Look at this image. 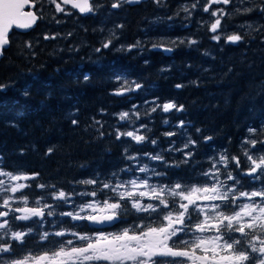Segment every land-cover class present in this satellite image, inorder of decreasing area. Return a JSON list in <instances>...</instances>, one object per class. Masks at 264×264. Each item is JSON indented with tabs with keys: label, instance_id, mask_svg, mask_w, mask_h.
I'll return each instance as SVG.
<instances>
[{
	"label": "trees",
	"instance_id": "obj_1",
	"mask_svg": "<svg viewBox=\"0 0 264 264\" xmlns=\"http://www.w3.org/2000/svg\"><path fill=\"white\" fill-rule=\"evenodd\" d=\"M31 1L39 18L27 30L11 29L9 43L0 55V84L9 85L0 91V165L5 170L39 173V179L30 182V201L51 194L37 188L38 184L56 185L57 190L69 192L80 180L119 171L128 164L123 155L125 147L129 154L164 150L170 163L180 161L182 153H168L167 149L173 142L175 147H182L188 136L198 142L192 149L193 163L170 169L169 175L173 181L184 177L195 182L196 173L209 167V157L225 148L232 155L242 154L240 145L248 130L264 129V16L258 11H243L254 4L258 8L259 0H245L243 4L232 0L230 5L211 6L212 11L222 7L230 13L221 19L218 31L224 36L239 32L244 39L236 44L211 39L208 28L215 17L203 10L207 0H200L199 8L192 10L190 17L183 7H190L194 0H160L159 4L144 0L117 9L111 7L113 0H94L96 8L92 13H79L62 5L71 15L56 12L55 4L49 0ZM113 34L112 45L102 48ZM46 35L54 38L45 39ZM187 39L198 43H172ZM137 41L140 47L128 51L127 46ZM153 44L173 50L164 54L152 49ZM122 47L125 50L118 51ZM97 48L101 51L96 52ZM133 81L143 87L121 96L112 94L125 82L134 87ZM176 84L184 87L177 89ZM154 97L161 104L168 100L183 104L184 111H157L148 117L143 113L152 105L145 106L144 101ZM134 104L141 112L134 127L144 124L151 130H141L139 134L149 137L141 145L128 137L117 141L114 135L113 126L122 132L133 130L127 121L119 122L116 114L130 110ZM93 118L103 123L102 129ZM73 119L78 121L76 125ZM165 119L168 125L163 123ZM181 120L188 125L184 129L175 127ZM197 128L202 132L197 133ZM98 129L104 132L103 137ZM167 132L176 134L168 137L164 135ZM205 136L213 139L205 142ZM151 140H157L158 145ZM49 148L53 149L50 154ZM142 163L156 166V162L146 159ZM159 170L163 171V166ZM242 183L245 187L241 191L252 190L248 178ZM83 190V185L75 188L77 192ZM82 202L76 200L77 204ZM71 210L68 206L57 209ZM124 219L127 224L117 223L103 230L115 233L133 223L128 216ZM18 223L21 227L15 230L33 227L31 222ZM72 223L76 222L64 218L61 227L71 228ZM44 230L58 229L49 223ZM71 230L92 234L96 228L83 221ZM59 239L51 237L39 247L42 242L33 235L16 251L19 255L37 248L43 251L53 248Z\"/></svg>",
	"mask_w": 264,
	"mask_h": 264
},
{
	"label": "snow or ice",
	"instance_id": "obj_2",
	"mask_svg": "<svg viewBox=\"0 0 264 264\" xmlns=\"http://www.w3.org/2000/svg\"><path fill=\"white\" fill-rule=\"evenodd\" d=\"M35 2L39 3V0ZM49 2L55 4L56 12L67 15L73 13L63 7L66 5H71L80 13H92L96 8L94 0ZM139 2L113 0L111 7L117 9L126 3ZM155 2L159 4L160 0ZM244 2L240 0L241 4ZM231 3L232 0H207L204 5V12L215 17L208 30L212 33L211 39L216 42L224 39L226 43L236 44L244 39L239 32L224 36L218 31L221 29V19L230 13H226L222 7L212 11L211 6ZM29 5L30 0H0V49L9 43V30L13 25L27 29L39 18L34 11H25ZM199 6L200 0H194L190 7L185 5L183 11L190 17L192 10ZM32 7H35V3ZM243 11H258L264 16V0H259L258 8L254 4ZM44 38L54 37L46 35ZM114 38L113 34L101 47L109 48ZM172 43L192 46L198 41L187 39ZM137 47H140L139 41L128 45L127 50ZM153 48H162L166 52L173 50L163 44H153ZM119 50L125 49L122 47ZM95 51L100 52L101 49ZM131 83L134 87H129L125 82L112 94L121 96L143 87L134 81ZM8 87L0 84V91ZM175 87L180 89L184 85L176 84ZM144 104L152 105L143 113L148 117L157 111H184L183 104H177L174 100L161 104L158 97L145 100ZM116 115L119 122L127 121L133 125V130L123 132L118 126H113L117 141L128 137L137 145L148 142L149 137L139 133L142 129L151 130L144 124L134 127L136 121L141 119L137 105ZM93 119L102 129L103 123ZM72 123L76 125L78 121L73 119ZM163 123L168 125L170 122L165 119ZM187 126L181 120L175 127L184 129ZM100 129L97 131L103 137L104 132ZM196 132L201 133L202 129L197 128ZM175 134L167 132L164 135L172 137ZM260 137H264V129L250 128L240 145L242 154L232 155L225 148L209 157V167L196 173L195 182L184 177L173 181L169 175L170 169H180L182 165L193 163L195 153L192 149L196 148L198 142L191 136L180 148L175 147L174 142L169 145L168 153L183 154L182 160L171 163L165 158L164 150L155 154H129V148L125 147L123 155L128 164L119 171L110 175L98 173L80 180L72 185L69 192L57 190L56 185L38 184L37 188L51 194L40 195L31 201L29 197L33 194V186L30 182L38 180L39 173L5 170L0 165V264H264V139ZM212 139L211 136L204 137L205 142ZM151 143L158 145L159 142L151 140ZM52 151V148L48 149L49 154ZM257 152L260 154L256 155ZM145 159L156 162V166L142 163ZM160 166H163V171L159 170ZM199 166L197 162L196 167ZM124 176L129 178L125 179ZM244 178L251 181V191H241L245 187L242 183ZM256 184L259 187H254ZM78 185L85 186V190L75 191ZM89 187L90 191L87 190ZM77 199L83 202L77 204ZM48 200L52 202H46ZM61 206H68L72 210L58 212ZM125 216L132 218L133 223L115 233L103 230L104 225L127 224ZM64 218L76 223H72L71 228H62ZM22 221L31 222L33 227L15 230L21 227L18 222ZM83 221L98 227L92 234L71 230ZM49 223L58 230H44ZM33 235H37L42 242L39 247H43V243L49 242L51 237L60 239L54 242L53 248L43 251L37 248L35 252L29 250L19 255L16 248H22L26 239Z\"/></svg>",
	"mask_w": 264,
	"mask_h": 264
},
{
	"label": "water",
	"instance_id": "obj_3",
	"mask_svg": "<svg viewBox=\"0 0 264 264\" xmlns=\"http://www.w3.org/2000/svg\"><path fill=\"white\" fill-rule=\"evenodd\" d=\"M60 1V0H59ZM140 1H144V0H140ZM32 4H33V2L30 0V5L28 6V7H26V9H25V11H33V9H32ZM133 4H136V3H132V4H129V5H133ZM68 6H70L71 7V5H68ZM72 8V7H71ZM74 10H76L77 12H79V10L78 9H74ZM80 13V12H79ZM16 30V31H24V30H27V29H21V28H18V27H16L15 25H13L12 26V28H10V30ZM10 30H9V32H10ZM165 46V45H164ZM4 47H6V45L5 46H3V48ZM166 47H169V46H166ZM152 49H154V50H158V51H161L162 53H164V54H169L170 52H166V51H164L162 48H153V46L151 47ZM1 50L2 49H0V55H1ZM92 227H94V228H97L98 226H94V225H91ZM107 227H110V225H104L103 226V228H107Z\"/></svg>",
	"mask_w": 264,
	"mask_h": 264
},
{
	"label": "rangeland",
	"instance_id": "obj_4",
	"mask_svg": "<svg viewBox=\"0 0 264 264\" xmlns=\"http://www.w3.org/2000/svg\"><path fill=\"white\" fill-rule=\"evenodd\" d=\"M69 11V10H68ZM29 206H31V205H29Z\"/></svg>",
	"mask_w": 264,
	"mask_h": 264
}]
</instances>
